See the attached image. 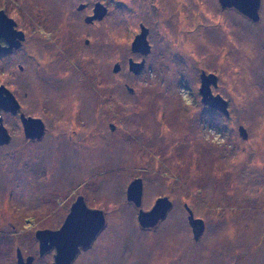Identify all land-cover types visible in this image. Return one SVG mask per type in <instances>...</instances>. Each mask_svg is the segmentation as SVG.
<instances>
[{"label": "rangeland", "instance_id": "1", "mask_svg": "<svg viewBox=\"0 0 264 264\" xmlns=\"http://www.w3.org/2000/svg\"><path fill=\"white\" fill-rule=\"evenodd\" d=\"M98 4L107 11L100 20ZM0 7L28 35L25 63L0 56V85L46 125L33 142L19 116L0 111L11 135L0 145V264H14L18 249L53 264L39 258L35 234L59 230L79 195L103 211L106 228L72 264H264V0L258 22L219 0ZM141 25L151 52L134 74L128 60H139L131 45ZM202 73L218 76L229 118L206 110ZM136 178L144 211L163 197L173 204L151 229L127 200ZM185 205L204 221L199 241Z\"/></svg>", "mask_w": 264, "mask_h": 264}, {"label": "water", "instance_id": "2", "mask_svg": "<svg viewBox=\"0 0 264 264\" xmlns=\"http://www.w3.org/2000/svg\"><path fill=\"white\" fill-rule=\"evenodd\" d=\"M219 3L223 8L235 7L254 22L259 19L258 9L260 0H219ZM82 8L83 6L79 9ZM95 12L97 14L96 17L103 18L106 9L98 4ZM0 15H3V13H0ZM94 17H91L89 20H92ZM147 34L148 30L144 26H141V33L132 43V50L134 52H140L144 55L149 54L150 45L147 41ZM144 65V61L140 64L131 63L129 69L132 73L139 74L143 70ZM119 70L120 65H115L114 72L117 73ZM215 79V75L207 76L202 74L200 88L202 102L209 104L210 107L220 108L228 115V102L221 96H212L210 93V82H213ZM129 91L133 92V89H129ZM0 100L6 103L2 95H0ZM22 120L27 137L40 139L43 136L45 128L40 119L24 118L22 116ZM111 129L114 130V126H111ZM244 132L245 130L241 128L240 133L245 138ZM9 141L10 135L2 125V120L0 119V144L8 143ZM142 198L143 182L141 179L134 180L128 187L127 200L139 209V225L144 229L154 228L166 218L173 204L167 197L159 198L150 211H144L141 208ZM186 210L189 214L188 221L193 229L194 238L197 240L204 231V221L195 219L192 210L188 206H186ZM105 224L106 219L103 211L88 208L84 201L80 199L73 204L70 213L59 230H39L36 232L35 238L39 243L40 255L42 256L46 252L55 249L56 254L53 264H72L81 249L90 248L98 234L105 227ZM17 259L19 264H32L34 261L33 257H29L24 262L20 249L17 250Z\"/></svg>", "mask_w": 264, "mask_h": 264}, {"label": "flooded vegetation", "instance_id": "3", "mask_svg": "<svg viewBox=\"0 0 264 264\" xmlns=\"http://www.w3.org/2000/svg\"><path fill=\"white\" fill-rule=\"evenodd\" d=\"M220 4V3H219ZM221 5V4H220ZM222 7V6H221ZM262 7H263V0H260V6H259V9H258V15H259V19H258V21L260 20V10L262 11ZM85 8V5H83V9ZM223 8V7H222ZM232 8H234V9H236L235 7H227V8H223V9H232ZM82 9V10H83ZM238 10V9H237ZM80 11V10H79ZM0 13H3V15H0V56H2V57H7V56H11V57H13V56H17V57H19V58H21L22 59V61L24 62V61H26V59H27V56H25L23 53H22V51L23 50H27L28 48H27V38H28V35H27V33L23 30V29H21V27H20V24H19V22H18V20L17 19H15V17H10L9 15H8V13L3 9V8H1L0 7ZM106 14H107V11H106ZM244 15V14H243ZM245 16V15H244ZM247 17V16H246ZM91 17H89L88 18V20L86 21L85 20V22H87V23H91V20H89ZM104 18V17H103ZM248 18V17H247ZM99 20L101 19V18H98ZM249 19V18H248ZM251 20V19H250ZM252 21V20H251ZM258 21H256V22H258ZM252 22H254V21H252ZM141 26H143V25H141ZM148 30V29H147ZM138 35H136L135 36V38L137 37ZM134 38V39H135ZM147 40H148V34H147ZM133 43V42H132ZM149 43V42H148ZM150 45V44H149ZM132 46V45H131ZM131 50H132V47H131ZM132 52L133 53H135V54H137L138 56V58H139V60H137V59H135L134 60V58H129V60H128V68H129V66H130V64L131 63H136V64H140V63H142L143 61L145 62L146 61V57H148L149 55H150V52H151V47H150V52H149V54L148 55H144V54H142V53H140V52H134L133 50H132ZM25 63V62H24ZM24 63H18L17 64V69L21 72V76H22V74L27 70V68H26V66H24ZM118 64V63H117ZM116 64V65H117ZM118 65H120V64H118ZM144 67H145V65H144ZM143 70H144V68H143ZM119 72H121V65H120V70L117 72V73H119ZM141 73V72H140ZM202 74H205V75H215V74H213V73H208V74H206V73H202ZM202 75H200V77H201ZM216 76V79L213 81V82H210V85H209V90H210V93H211V95L212 96H221V94L220 93H217L215 90H216V88L218 87V76L217 75H215ZM199 93H200V90H199ZM0 95H2L3 97H4V100L6 101V103L4 102V101H2V100H0V102H1V104H0V111L1 112H3V113H5V114H8V115H11V116H14V117H16V116H19V119H20V121H21V123H22V125H23V120H22V116H24V118H32V117H26L25 116V114L21 111V104L19 103V101H18V96H17V91H14L13 89H11L10 87H8L6 84H1L0 85ZM222 97V96H221ZM223 98V97H222ZM16 103V104H15ZM17 103H18V105H17ZM204 104V103H203ZM205 105V108H206V110L208 111V112H210L212 115H215V116H217V118L218 119H221L222 117H227V118H229L230 117V111H229V109L227 108V110H228V115H226L220 108H216V107H210L209 106V104H204ZM19 106V107H18ZM18 107V108H17ZM229 107V106H228ZM1 116V115H0ZM0 119L2 120V125L6 128V126L3 124V117L1 116L0 117ZM34 119H36V118H34ZM41 120V119H40ZM42 121V120H41ZM42 123L44 124V122L42 121ZM44 128H45V130H46V125L44 124ZM241 128H243L244 130H245V132H244V134H245V138L242 136V134L240 133V129ZM7 129V128H6ZM23 129H24V125H23ZM45 130H44V132H45ZM7 131H8V134L10 135V133H9V130L7 129ZM24 133H25V131H24ZM239 133H240V136L244 139V140H246V139H248V136H249V134H248V132L246 131V129L243 127V126H240L239 127ZM26 135V134H25ZM27 137V136H26ZM29 140H31V141H33V142H36V141H40L41 139H43L44 138V134H43V136L40 138V139H32V138H30V137H27ZM10 141H11V135H10ZM9 141V142H10ZM8 142V143H9ZM8 143H3V144H0V145H4V144H8ZM137 179H139V178H136V179H134V180H137ZM133 180V181H134ZM142 180V179H141ZM132 181V182H133ZM131 182V183H132ZM143 182V181H142ZM144 184V183H143ZM129 187V186H128ZM127 190H128V188H127ZM143 192H144V186H143ZM164 198V197H163ZM82 200V201H84V203L86 204V206L88 207V208H90V209H94V208H91L90 206H89V203H88V201H87V197L86 196H81V195H79V196H77L76 197V199H75V201L72 203V205H71V208H72V206H73V204L74 203H76L78 200ZM130 203V202H129ZM133 204V203H132ZM134 205V204H133ZM135 206V205H134ZM186 206L187 205H185V208H186ZM71 208H70V210H71ZM138 209V208H137ZM172 209V208H171ZM96 210H99V209H96ZM102 211V210H101ZM70 213V212H69ZM188 218H189V216H188ZM196 219V218H195ZM190 224V223H189ZM105 228H106V224H105V227L101 230V232L98 234V236L101 234V233H103L104 232V230H105ZM191 229H192V227H191ZM192 232H193V229H192ZM203 234V233H202ZM202 234H201V236H202ZM201 236L196 240L195 238V241H199V239L201 238ZM193 237H194V233H193ZM95 240H97V237H96V239ZM95 242L96 241H94L93 242V244L90 246V248H92L93 249V247H94V244H95ZM90 248H88V249H81L80 250V253L81 254H83V253H85V252H89V251H91L92 249H90ZM86 250H88V251H86ZM80 253L78 254V256H80ZM14 253H12V255H13ZM21 254H22V256H23V259H24V262H26L27 261V259L29 258V257H33L34 258V261H33V263L32 264H36L37 263V261H38V259H36V257L35 256H25L22 252H21ZM55 254H56V250L55 249H52V250H50V251H48V252H46L45 254H43L42 256L40 255V252H39V258H41V259H43V258H46V257H49V258H51V259H53L54 260V257H55ZM14 256V255H13ZM15 256H16V258H17V252H15ZM25 256V257H24ZM77 258V257H76ZM14 264H19L18 263V259H17V261H15L14 262Z\"/></svg>", "mask_w": 264, "mask_h": 264}]
</instances>
